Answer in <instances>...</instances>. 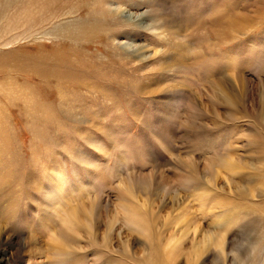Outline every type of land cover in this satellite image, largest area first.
Wrapping results in <instances>:
<instances>
[{"label":"rangeland","instance_id":"374dc122","mask_svg":"<svg viewBox=\"0 0 264 264\" xmlns=\"http://www.w3.org/2000/svg\"><path fill=\"white\" fill-rule=\"evenodd\" d=\"M0 264H264V0H0Z\"/></svg>","mask_w":264,"mask_h":264},{"label":"bare ground","instance_id":"6f19581e","mask_svg":"<svg viewBox=\"0 0 264 264\" xmlns=\"http://www.w3.org/2000/svg\"><path fill=\"white\" fill-rule=\"evenodd\" d=\"M147 202L145 201V203L137 208V209H128L129 210V215L131 216V220L133 221H138L140 217L137 216V214L139 215V213H144V211H146V209H144V206L146 207ZM175 211V210H174ZM139 212V213H138ZM142 215V214H141ZM168 215V214H167ZM179 217L174 216L171 219H166L165 224H163V226H168V224L170 223H174L178 220ZM140 222V221H139ZM144 225H146V221H144ZM140 224H143V222H141ZM191 225L192 224H188L186 225V227H184V230L180 233V235L174 236L172 237V239L170 241H168L167 243V247L165 248L166 252H167V256H168V260L170 261L172 258H174L175 253L177 251V249H179V244L181 242V240L188 234V232L191 230ZM195 230V229H194ZM223 240H224V235L223 234H218L213 233H206L204 234V236L202 237V239H200V241L196 242L193 244V249L190 252V257L192 259L194 258H199L203 255V253L210 247L213 246L215 247V249H218L219 251L217 253H215L216 256L221 257L223 252H222V246H223Z\"/></svg>","mask_w":264,"mask_h":264}]
</instances>
